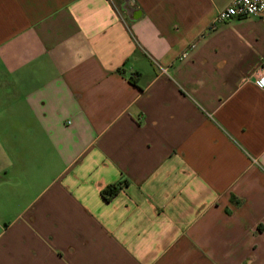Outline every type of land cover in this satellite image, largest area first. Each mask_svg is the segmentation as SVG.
<instances>
[{
	"label": "crops",
	"instance_id": "obj_1",
	"mask_svg": "<svg viewBox=\"0 0 264 264\" xmlns=\"http://www.w3.org/2000/svg\"><path fill=\"white\" fill-rule=\"evenodd\" d=\"M231 2L0 0V264H264V18Z\"/></svg>",
	"mask_w": 264,
	"mask_h": 264
},
{
	"label": "built area",
	"instance_id": "obj_2",
	"mask_svg": "<svg viewBox=\"0 0 264 264\" xmlns=\"http://www.w3.org/2000/svg\"><path fill=\"white\" fill-rule=\"evenodd\" d=\"M247 17L264 18V0H232L231 4L219 11L216 22ZM254 82L264 90V60Z\"/></svg>",
	"mask_w": 264,
	"mask_h": 264
},
{
	"label": "trees",
	"instance_id": "obj_3",
	"mask_svg": "<svg viewBox=\"0 0 264 264\" xmlns=\"http://www.w3.org/2000/svg\"><path fill=\"white\" fill-rule=\"evenodd\" d=\"M126 182L119 184H111L101 191L103 198L107 201L111 200L122 189Z\"/></svg>",
	"mask_w": 264,
	"mask_h": 264
}]
</instances>
